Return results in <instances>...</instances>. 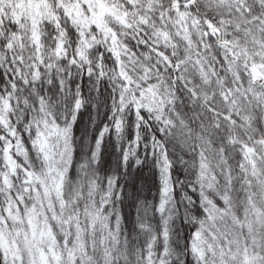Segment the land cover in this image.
<instances>
[{
  "label": "snow or ice",
  "instance_id": "6c2138e0",
  "mask_svg": "<svg viewBox=\"0 0 264 264\" xmlns=\"http://www.w3.org/2000/svg\"><path fill=\"white\" fill-rule=\"evenodd\" d=\"M0 264H264V0H0Z\"/></svg>",
  "mask_w": 264,
  "mask_h": 264
}]
</instances>
